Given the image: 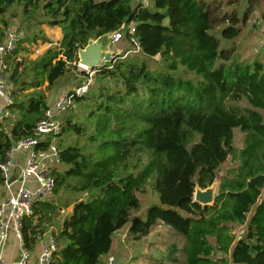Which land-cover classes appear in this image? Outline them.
Returning a JSON list of instances; mask_svg holds the SVG:
<instances>
[{
	"label": "trees",
	"instance_id": "1",
	"mask_svg": "<svg viewBox=\"0 0 264 264\" xmlns=\"http://www.w3.org/2000/svg\"><path fill=\"white\" fill-rule=\"evenodd\" d=\"M148 1L0 0V43L4 16L14 7L23 23L41 17L27 44H51L41 25L62 33L59 46L36 59L8 61L12 104L0 132V162L43 118L49 106L43 85L50 90L76 69L77 52L89 40L123 24L135 27L133 34L123 31L127 49L95 69L87 93L59 119L61 144L67 138L69 144H58L65 169H55L53 193L64 186L87 198L77 197L60 223L52 201L34 204L23 219L22 247L33 251L57 226L51 264H105L114 233L127 227L139 239L164 224L184 238L186 264H264V61L229 56L211 33L212 14L203 1ZM238 31L227 26L220 36L233 40ZM241 100L248 105L242 111L230 106ZM74 105L81 111L76 117ZM236 128L245 135L238 151L231 146ZM229 149L238 165L221 178L213 206L193 202L195 186L212 184ZM3 183L0 173V189ZM149 187L159 205L137 216ZM235 226H244L238 236Z\"/></svg>",
	"mask_w": 264,
	"mask_h": 264
},
{
	"label": "rangeland",
	"instance_id": "2",
	"mask_svg": "<svg viewBox=\"0 0 264 264\" xmlns=\"http://www.w3.org/2000/svg\"><path fill=\"white\" fill-rule=\"evenodd\" d=\"M201 1L204 2V5L208 6V9L212 14L213 24L211 33L220 39V47L225 49L229 56L234 54L247 62L255 60L264 61V46H262L264 36V0ZM133 2H144V0H133ZM4 19L8 24L4 31L11 29L16 30L20 34L22 38L21 48H25V50L20 49V52L24 55L26 60H34L41 56L47 49H55L59 46L57 42L62 38L61 29L58 27L49 28L46 25H41L40 29L43 31L45 37L51 42V44L43 43L40 40L35 44H27L26 41H24L26 38H30L33 33H38V28L35 24L41 21L40 16H35L31 20L30 25L23 23L21 10L14 7L4 16ZM227 26L235 27L239 30L238 35L233 40H225L220 36L221 30ZM114 45L117 46L120 53L127 49L128 43L124 38V34L122 39ZM158 58V56L155 57L156 60ZM83 72L87 74L86 70H83L78 64H76V69H71L64 77L60 78L52 89L47 90L45 88L47 84L45 83L41 88V91L46 97V101L49 103V106L53 104L55 95L60 88L66 87L65 90L71 91L75 87L79 86L81 82L85 80V76L81 75ZM30 91L20 93L19 99L24 98V94ZM230 106L239 111L248 107L245 100L232 102L230 103ZM71 110L75 117L81 112L78 105H74ZM262 114L264 118V112H262ZM13 115V120H18L20 117L18 112H13ZM244 136L245 135L240 132L238 128L234 129L231 142L233 150L238 151L243 147ZM64 138V136H61V138L59 137L57 144H61V141ZM67 139L68 141L61 144L63 147L69 144V138ZM230 150L231 149L228 150V155L225 161L217 171L215 180V196L218 194L221 178L227 176L228 172L235 169L238 165L237 161L232 160ZM55 169L58 172H62L65 167L59 164L55 167ZM52 197V202L60 208L59 216L57 218V221L60 223L62 218L70 215L69 212L72 210V202L77 197L81 196L72 195L71 192L63 186L60 187L58 191L53 193ZM81 198L86 199L87 196L85 195ZM140 201L142 210L137 213V216H142L143 212L150 205H159L157 193L151 187L147 188L146 193L140 196ZM211 208L207 210L205 217L209 215ZM62 211L64 212L62 213ZM54 228L51 229L53 232H55ZM243 230L244 226H235L232 231L235 236H238L243 232ZM210 241L212 243L214 242L213 239ZM10 243L12 244V240H10ZM112 243L114 248H116V257L114 256L115 260L120 262V264H186L184 261V254L181 251L185 243L184 238L176 233L171 227L164 224L154 226L146 236L139 239H134L128 235V228L125 227L113 234ZM216 257H221V254L218 253Z\"/></svg>",
	"mask_w": 264,
	"mask_h": 264
},
{
	"label": "built area",
	"instance_id": "3",
	"mask_svg": "<svg viewBox=\"0 0 264 264\" xmlns=\"http://www.w3.org/2000/svg\"><path fill=\"white\" fill-rule=\"evenodd\" d=\"M149 1L142 4L148 6ZM129 34L135 31L134 23L120 28L110 36L111 44L118 43L123 31ZM21 36L16 30L4 31L3 41L0 43V132L4 129L5 121L10 117L8 106L12 104L13 85L9 81V59L22 62L24 55L20 52ZM264 46V36L262 40ZM139 48H137L138 50ZM87 78L73 90L59 91L51 106L46 109L43 118L37 122L32 134L13 142L5 152L4 162H0V173L4 180L0 189V264H13L5 260L3 253L8 246L10 234L20 243V258L16 264H30V252L22 247L23 219L32 214L33 205L38 202L52 201L55 187L54 171L60 164V149L57 140L62 132L59 117L69 107L73 106L75 97L84 96L93 82L95 70H88ZM11 140V134H8ZM22 154V165L18 174L12 177L11 170L16 158ZM64 211H62L63 213ZM64 219V218H62ZM38 255L36 264H51L57 244L51 231ZM105 264H118L113 255L105 258Z\"/></svg>",
	"mask_w": 264,
	"mask_h": 264
},
{
	"label": "water",
	"instance_id": "4",
	"mask_svg": "<svg viewBox=\"0 0 264 264\" xmlns=\"http://www.w3.org/2000/svg\"><path fill=\"white\" fill-rule=\"evenodd\" d=\"M111 34H104L95 40H89L87 45L79 49L77 52V64L88 70H95L103 66L106 62H109L113 57L110 50ZM60 41L57 43L59 44ZM215 180L212 184L201 189L195 186L193 194V202L198 203L202 207L213 206L215 201Z\"/></svg>",
	"mask_w": 264,
	"mask_h": 264
},
{
	"label": "crops",
	"instance_id": "5",
	"mask_svg": "<svg viewBox=\"0 0 264 264\" xmlns=\"http://www.w3.org/2000/svg\"><path fill=\"white\" fill-rule=\"evenodd\" d=\"M110 50H111L113 55L120 54V51L118 50L117 46L116 45H112L111 43H110ZM21 165H22V154H19L17 156V158H16V163H15L14 167L11 170L12 177H14V176H16L18 174V172L20 171ZM71 209H72V207H71ZM70 213H71V210H70L69 214ZM51 229H50V231L52 232L53 230H51ZM55 229L56 228H54V230ZM10 236H9L10 239H9L8 246L5 249V251L3 253V256H4L6 261L11 262L13 264H16L18 262L19 258H20L21 245L14 238L13 235L10 234ZM46 239H47V236L44 237L41 241H39L38 244L36 245L35 249L30 252V256H31L30 257V264H36L37 259H38V255H39V253H40V251L42 249V246L46 242ZM10 240H12V244L10 243ZM108 255H113V256L116 257V248H114L113 243H112V251ZM118 264H120V262H118Z\"/></svg>",
	"mask_w": 264,
	"mask_h": 264
}]
</instances>
